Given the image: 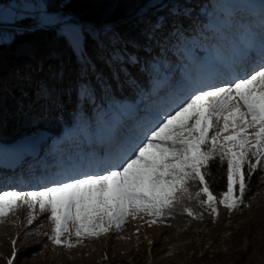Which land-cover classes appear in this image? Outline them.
<instances>
[{
    "label": "trees",
    "instance_id": "trees-1",
    "mask_svg": "<svg viewBox=\"0 0 264 264\" xmlns=\"http://www.w3.org/2000/svg\"><path fill=\"white\" fill-rule=\"evenodd\" d=\"M23 1L33 6L25 16L0 22V157L9 159L16 142L39 137L41 159L54 166L63 159L66 167L72 159L78 165L88 162L96 145H87L85 135L94 139L130 103L152 115L156 110L151 108V89L164 73L170 74L173 85L188 82L193 70L186 54L195 48L210 55L206 38L212 36L210 23L225 19L221 4H243L242 0H3L0 4L11 7L18 2L19 8ZM161 20L166 30L159 28ZM107 37L121 59L110 54ZM85 83L87 95L82 94ZM129 140L136 141L124 131L122 143L128 146ZM225 170L219 161L210 166L208 179L215 194L226 188ZM256 177L255 172L248 184ZM31 186L18 178L6 183L0 171V191L27 192L34 190ZM199 210L208 219L220 218ZM225 210L220 206L219 214Z\"/></svg>",
    "mask_w": 264,
    "mask_h": 264
},
{
    "label": "snow or ice",
    "instance_id": "snow-or-ice-1",
    "mask_svg": "<svg viewBox=\"0 0 264 264\" xmlns=\"http://www.w3.org/2000/svg\"><path fill=\"white\" fill-rule=\"evenodd\" d=\"M256 68L243 78L196 88L158 116L138 142L128 146L130 151L118 152L102 174H82L39 190L0 191V223L21 207L38 208L52 221L48 238L53 244L73 248L84 237L119 230L129 216L140 213L154 224L178 207L193 219L202 218L192 204L213 217L220 206L239 209L248 178L264 170V56ZM88 87L82 86V94L87 95ZM217 161L226 165V188L219 194L208 179ZM27 215L32 224L36 216L32 211Z\"/></svg>",
    "mask_w": 264,
    "mask_h": 264
},
{
    "label": "rangeland",
    "instance_id": "rangeland-1",
    "mask_svg": "<svg viewBox=\"0 0 264 264\" xmlns=\"http://www.w3.org/2000/svg\"><path fill=\"white\" fill-rule=\"evenodd\" d=\"M260 1L263 0H242L249 8L248 11L244 8L238 9L241 12L239 14L244 16L241 19L248 18L250 11L255 9ZM17 3L13 2L11 7L0 4V22H12L22 18L26 11L33 7L31 3L23 1L17 8ZM221 8L225 9V6L222 5ZM225 14L229 18L228 29L233 28L234 30L231 29V32L235 33L236 28L241 26L242 20L228 7H226ZM251 19L253 20V17ZM44 21L48 22L49 20ZM162 21L159 28L166 30L167 24ZM213 27L215 31L222 29L221 26ZM74 29L76 30V28ZM215 31L214 33H217ZM102 34L109 35L107 31H103ZM105 39L110 54L113 57L118 56V49L112 42L110 43L108 37ZM206 40L210 43L211 53L218 51L216 40L211 37H207ZM220 53L216 55V59L223 55L222 51ZM192 57L195 55L192 54ZM197 67L196 63L194 70L199 69ZM170 78L169 73H164L161 82L151 89V108L156 111L151 112L152 115L154 114L153 116L148 113V120L135 128L137 140L135 142L129 140L128 146L138 142L139 138L144 135L146 132L144 124L150 128L156 123V117L175 108L191 93L190 87H183L184 85L179 83L177 86L180 88L172 93L171 98L165 96L161 105L156 103V100L161 101L157 98V94H161L160 90L164 95L171 87ZM193 81L196 83V80ZM158 106H161V109H158ZM135 111L137 115L142 113L139 107H136ZM155 112L158 114L155 115ZM119 121L117 119L115 123ZM85 134L86 132H84ZM109 134L113 138L115 137L112 128L107 131V136ZM65 137L67 138V132H65ZM112 140L108 146L96 149V154H99L100 158L103 157L104 151L109 146H113L114 141ZM128 146L123 144L120 152L124 148H128L130 151ZM42 149L43 143L39 137L26 138L16 142L9 159L3 161L0 157L2 180L10 183L11 179L23 180L29 175H33L32 177L37 179L33 181L32 177H28L30 179L28 182L32 185V189L39 190L44 186H50L56 179L66 181L71 179L72 175H76L75 178H78L87 173L102 174L101 170L108 168L117 159V155L111 156V158L105 156L103 161L89 158L87 165H78V160L72 159L73 164H67L68 167L64 165L65 162L62 159L57 166L49 161L42 166H29L25 173H20L18 169L21 168L20 164L24 159L41 154ZM34 150L37 153H32ZM58 151V148H55V153ZM69 167L72 169L71 171L68 170ZM4 172L7 173L4 174ZM25 174L26 178H24ZM256 174L254 182L248 184L244 203L237 210L221 211L219 219H208L195 204L192 206L196 213L201 215L200 219L187 216L178 207L172 216L164 217L162 221L158 220L156 223L150 224L151 217L140 213L135 218L129 216L119 230H109L98 237H84L83 242L76 244L73 248L55 245L48 238L53 225L46 214L40 213L38 208L26 210L21 207L0 223V264H8L9 260H12L13 264H264V170L258 169ZM38 175L40 179H38ZM248 194L249 199H247ZM28 211H32L36 216L32 224L28 223ZM70 239L75 244L77 238L73 235ZM13 241L16 242L15 245ZM14 251L16 252L15 257H13ZM16 258L17 262L14 263Z\"/></svg>",
    "mask_w": 264,
    "mask_h": 264
},
{
    "label": "bare ground",
    "instance_id": "bare-ground-1",
    "mask_svg": "<svg viewBox=\"0 0 264 264\" xmlns=\"http://www.w3.org/2000/svg\"><path fill=\"white\" fill-rule=\"evenodd\" d=\"M258 6L255 9H253L252 11H250V12L254 11L256 13L253 15V20L251 19L252 18L251 16L242 20L241 18L244 16L240 15V14L238 15L240 17V19L242 20L241 26L243 25L247 31L239 29V28H241V26L240 27L238 26L235 30V33H232L231 29H233V28L228 29V28L223 27L220 32H217L216 34L213 35L212 38L214 40H216V44L218 46L217 48H219V52L222 51L223 54L233 58L234 60H238V58L235 57L236 51L240 50V51L245 52L244 49H241V48H244L245 46H254V48L259 50L261 53H264V44L261 40V33L259 32L260 30L258 28H256V31L258 33L257 32L255 33L253 31H251V29H250V25H252V23L255 21V18L258 15V11L264 10V0L262 2L260 1ZM249 14H251V13H249ZM247 19H249V20H247ZM235 23H236V21H235ZM232 26H233V24H232ZM261 32H264L262 27H261ZM243 33H246V34L242 35ZM221 37H223V38H221ZM238 38H241V39L238 41ZM213 65H214V61L209 66V69H212ZM199 66H200V64H199ZM205 66H206V63H203L201 65V67H205ZM227 73L232 74L231 69H227ZM248 74H250V73H248ZM244 76H241V78H243ZM193 91L194 90H192L191 93ZM184 97L185 96L183 95V98ZM158 109H161V106H158ZM33 152H35V150L32 151V153ZM13 165H14V163H13Z\"/></svg>",
    "mask_w": 264,
    "mask_h": 264
}]
</instances>
